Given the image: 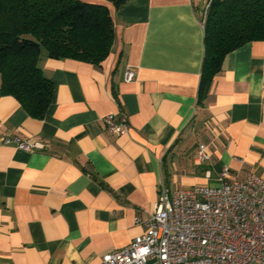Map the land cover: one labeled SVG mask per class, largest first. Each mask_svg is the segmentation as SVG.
I'll use <instances>...</instances> for the list:
<instances>
[{
	"label": "crops",
	"instance_id": "1",
	"mask_svg": "<svg viewBox=\"0 0 264 264\" xmlns=\"http://www.w3.org/2000/svg\"><path fill=\"white\" fill-rule=\"evenodd\" d=\"M81 1L109 9L108 55L42 56L53 92L41 119L0 94V264H103L145 230L162 187L216 186L224 167L264 177V39L225 56L200 106L207 0ZM110 113L130 129L108 132ZM199 143L209 159L196 163Z\"/></svg>",
	"mask_w": 264,
	"mask_h": 264
},
{
	"label": "trees",
	"instance_id": "2",
	"mask_svg": "<svg viewBox=\"0 0 264 264\" xmlns=\"http://www.w3.org/2000/svg\"><path fill=\"white\" fill-rule=\"evenodd\" d=\"M119 7L127 0H109ZM197 104L202 105L225 56L264 39V0H211ZM113 20L104 4L81 0H0V94L16 97L33 117L43 118L53 83L42 56L101 62L113 41Z\"/></svg>",
	"mask_w": 264,
	"mask_h": 264
},
{
	"label": "built area",
	"instance_id": "3",
	"mask_svg": "<svg viewBox=\"0 0 264 264\" xmlns=\"http://www.w3.org/2000/svg\"><path fill=\"white\" fill-rule=\"evenodd\" d=\"M207 0L200 22L205 21ZM127 67L125 80L135 77ZM106 130L126 133V113L101 117ZM33 151L38 144L20 137H4ZM209 159L207 146L199 143L194 162ZM216 186L193 185L169 191L162 187L145 230L132 241L102 257L103 264H264V177L247 173L242 180L220 171Z\"/></svg>",
	"mask_w": 264,
	"mask_h": 264
}]
</instances>
